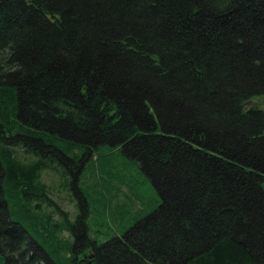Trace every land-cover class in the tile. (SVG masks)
<instances>
[{
    "label": "trees",
    "instance_id": "1",
    "mask_svg": "<svg viewBox=\"0 0 264 264\" xmlns=\"http://www.w3.org/2000/svg\"><path fill=\"white\" fill-rule=\"evenodd\" d=\"M105 148L160 204L100 242L79 182ZM0 264H264V0H0Z\"/></svg>",
    "mask_w": 264,
    "mask_h": 264
},
{
    "label": "rangeland",
    "instance_id": "2",
    "mask_svg": "<svg viewBox=\"0 0 264 264\" xmlns=\"http://www.w3.org/2000/svg\"><path fill=\"white\" fill-rule=\"evenodd\" d=\"M102 155L99 159L95 156L87 165L79 186L90 211L87 219L90 236L105 242L114 235L121 236L141 217L156 209L160 197L138 166L125 159L118 150L105 148ZM42 181L53 202L68 214L71 222H75L80 214V200L71 185V176L59 169L44 172ZM9 198L13 217L17 219L20 202L16 195ZM52 210L41 204L38 212L50 213ZM103 212L107 213L106 216L102 215ZM54 219L60 221L58 215H54ZM61 237L70 239L66 232Z\"/></svg>",
    "mask_w": 264,
    "mask_h": 264
}]
</instances>
